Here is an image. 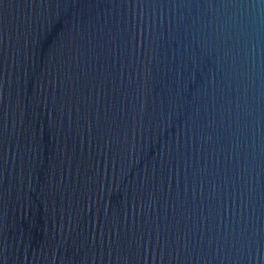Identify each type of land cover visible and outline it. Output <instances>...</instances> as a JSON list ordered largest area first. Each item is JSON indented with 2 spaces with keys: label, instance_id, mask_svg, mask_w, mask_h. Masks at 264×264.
<instances>
[{
  "label": "water",
  "instance_id": "95a60500",
  "mask_svg": "<svg viewBox=\"0 0 264 264\" xmlns=\"http://www.w3.org/2000/svg\"><path fill=\"white\" fill-rule=\"evenodd\" d=\"M0 264H264V0H0Z\"/></svg>",
  "mask_w": 264,
  "mask_h": 264
}]
</instances>
